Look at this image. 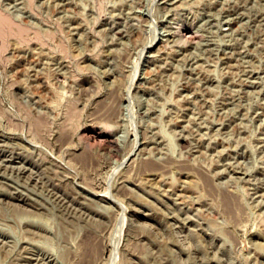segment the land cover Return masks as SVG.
Returning a JSON list of instances; mask_svg holds the SVG:
<instances>
[{
  "label": "rangeland",
  "instance_id": "1",
  "mask_svg": "<svg viewBox=\"0 0 264 264\" xmlns=\"http://www.w3.org/2000/svg\"><path fill=\"white\" fill-rule=\"evenodd\" d=\"M0 152V264H264V0H0Z\"/></svg>",
  "mask_w": 264,
  "mask_h": 264
},
{
  "label": "bare ground",
  "instance_id": "2",
  "mask_svg": "<svg viewBox=\"0 0 264 264\" xmlns=\"http://www.w3.org/2000/svg\"><path fill=\"white\" fill-rule=\"evenodd\" d=\"M187 31L186 30H183V33L185 34ZM190 36V35H189ZM108 140V139H107ZM108 141H110V140H108ZM3 150H1V152H2ZM0 152V153H1ZM12 153V152H11ZM4 154V153H3ZM11 156V155H10ZM2 157H3V155H2ZM7 158V157H6ZM2 159V158H1ZM11 159V158H10ZM12 160H13V158H12ZM151 160V159H150ZM5 161V160H4ZM154 161V160H153ZM13 163V162H12ZM21 163V162H20ZM7 164V163H6ZM147 164L148 165H151V164H153V162H147ZM4 166H5V164H4ZM11 166V165H10ZM23 167H24V164H23ZM13 168V167H12ZM158 168V167H157ZM17 172V171H16ZM35 174V173H34ZM28 175V174H27ZM30 175V174H29ZM31 176V175H30ZM1 193V192H0ZM10 193V192H9ZM11 196V195H10ZM100 199V198H99ZM8 201V200H7ZM72 201V200H71ZM17 204V203H16ZM78 206V205H77ZM23 208V207H22ZM87 212V211H86ZM93 215V214H92ZM97 220V219H96ZM28 226V225H27ZM105 227V226H104ZM102 228V227H101ZM106 228V227H105ZM32 230V229H31ZM103 230V229H102ZM2 231V230H1ZM29 233V232H28ZM38 233V232H37ZM85 233V232H84ZM99 233V232H98ZM32 235V234H31ZM39 235V234H38ZM101 236V235H100ZM1 238V237H0ZM90 239V238H89ZM92 242L93 241H89V244L88 245H90L91 247H93V244H92ZM13 244V243H12ZM87 244V243H86ZM29 245V244H28ZM15 247V246H14ZM31 247V246H30ZM14 250V249H13ZM24 251V250H23ZM90 251V250H89ZM33 253V252H32ZM10 255V254H9ZM26 256H28V255H26ZM31 256V255H30ZM32 257V256H31ZM34 257V256H33ZM2 258V257H1ZM0 258V263H1V260H3V258L1 259ZM6 258H8L7 256H6ZM5 258V259H6ZM14 258V257H13ZM161 259H162V257H161ZM21 260V259H20ZM41 260V259H40ZM43 260V259H42ZM5 261V260H4ZM13 261V260H12ZM3 262V261H2ZM4 263V262H3ZM40 264V263H39ZM42 264H43V262H42ZM46 264V263H45Z\"/></svg>",
  "mask_w": 264,
  "mask_h": 264
}]
</instances>
